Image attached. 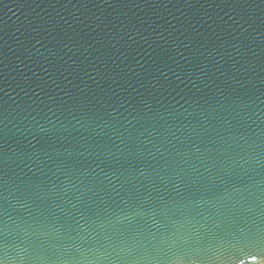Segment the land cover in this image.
I'll list each match as a JSON object with an SVG mask.
<instances>
[{
	"label": "water",
	"instance_id": "water-1",
	"mask_svg": "<svg viewBox=\"0 0 264 264\" xmlns=\"http://www.w3.org/2000/svg\"><path fill=\"white\" fill-rule=\"evenodd\" d=\"M0 264H264V0H0Z\"/></svg>",
	"mask_w": 264,
	"mask_h": 264
}]
</instances>
